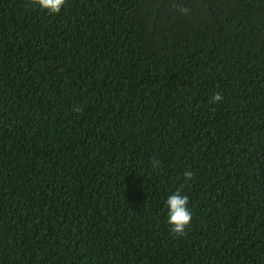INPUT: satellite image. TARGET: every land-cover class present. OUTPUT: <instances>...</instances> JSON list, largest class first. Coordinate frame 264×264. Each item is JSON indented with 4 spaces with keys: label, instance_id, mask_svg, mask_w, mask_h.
I'll return each instance as SVG.
<instances>
[{
    "label": "trees",
    "instance_id": "obj_1",
    "mask_svg": "<svg viewBox=\"0 0 264 264\" xmlns=\"http://www.w3.org/2000/svg\"><path fill=\"white\" fill-rule=\"evenodd\" d=\"M0 264H264V0H0Z\"/></svg>",
    "mask_w": 264,
    "mask_h": 264
}]
</instances>
